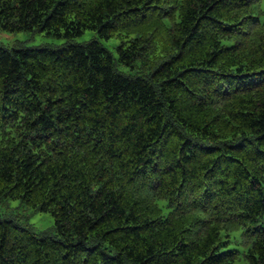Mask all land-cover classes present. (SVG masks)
Instances as JSON below:
<instances>
[{
    "label": "trees",
    "instance_id": "1",
    "mask_svg": "<svg viewBox=\"0 0 264 264\" xmlns=\"http://www.w3.org/2000/svg\"><path fill=\"white\" fill-rule=\"evenodd\" d=\"M0 29L67 40L0 45V201L54 219L0 217V264H264V0H0Z\"/></svg>",
    "mask_w": 264,
    "mask_h": 264
},
{
    "label": "rangeland",
    "instance_id": "2",
    "mask_svg": "<svg viewBox=\"0 0 264 264\" xmlns=\"http://www.w3.org/2000/svg\"><path fill=\"white\" fill-rule=\"evenodd\" d=\"M96 36V33L86 31L81 36L71 39L69 43L84 44L95 39ZM99 42L104 48L112 53L115 59H117L116 46L119 44L118 39L99 40ZM66 43L67 40L63 37L55 38L37 32H8L0 29V45L4 47H12L18 44L31 48L43 45L61 46ZM118 69L123 73L128 72V69L121 65L118 66ZM0 217L2 219L6 217H27L29 224L38 232L50 230L54 227V219L51 214L25 207L19 200L4 199L0 201Z\"/></svg>",
    "mask_w": 264,
    "mask_h": 264
}]
</instances>
